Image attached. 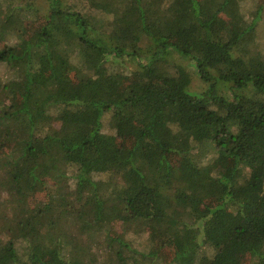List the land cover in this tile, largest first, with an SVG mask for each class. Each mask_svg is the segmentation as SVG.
Wrapping results in <instances>:
<instances>
[{
	"label": "trees",
	"instance_id": "1",
	"mask_svg": "<svg viewBox=\"0 0 264 264\" xmlns=\"http://www.w3.org/2000/svg\"><path fill=\"white\" fill-rule=\"evenodd\" d=\"M47 4L0 0V264H155L111 218L168 237L169 264H264V0Z\"/></svg>",
	"mask_w": 264,
	"mask_h": 264
},
{
	"label": "rangeland",
	"instance_id": "2",
	"mask_svg": "<svg viewBox=\"0 0 264 264\" xmlns=\"http://www.w3.org/2000/svg\"><path fill=\"white\" fill-rule=\"evenodd\" d=\"M70 1L74 2V1H79V0H70ZM259 1H262V0H259ZM15 2H21L24 6H26V4L28 5V4L33 3L37 9H40L42 11H45L48 9L47 0H15ZM81 6L86 7V9L91 8V6L87 4V2L81 1ZM32 15L33 17L36 16L35 13ZM32 22L34 23L35 21L33 20ZM253 48L264 51V22H261L257 26L256 38L253 42ZM174 57H172V62L184 65L185 67H187L189 71L194 72L192 65L189 64L186 60L180 59L177 56H174ZM117 69L118 68L116 67V70ZM118 70H121V69H118ZM71 71H69L67 76L64 77V81L67 80L68 77L73 76L74 72H71ZM129 71L130 69L128 68L120 71V72H123V74L120 75L121 76L120 79L122 81L127 79L130 76ZM117 78H119L118 75H117ZM192 83H193L192 89H190L192 92H194L196 87L202 86L200 89L203 88L202 82L196 77H193ZM55 125H57V123H55ZM213 157H214L213 151L208 149L204 152V155L200 160L203 164H207L208 162H210V160ZM174 172H175V177L179 178L180 174H179L178 168H176ZM46 186L50 190H54L55 180H53V178L46 179ZM43 194H44L43 191H40L38 193V197L43 199L44 198ZM166 194L171 195L172 193L168 191V193ZM8 195L9 194L5 190L0 188V212L7 209V206L4 204V202L7 199ZM4 215H6V212L3 214V216L2 214H0V240H4V238L5 239L8 238L7 237L8 232L6 231L8 229L6 228V230L4 231V228H3V226L7 224L6 217H4ZM108 223L110 225L111 232L114 235L121 236L127 240H130V242L132 241L131 244L134 247L138 248L139 250L141 251L149 250V248H153L158 251L160 250V258L157 261H155V264H169L170 261L172 260L174 256L173 248L169 245V239L165 235L159 236L155 231H152V229L148 228L147 225L145 224L127 223L124 220L118 219V218H111L110 221H108ZM104 237L105 235L101 233L100 235L96 236L95 239H92L91 235H88L86 238H83L84 244H87L88 246L91 247L89 248L93 252L96 253V256L98 259H103V258L106 259V255L107 253H109V248L106 244ZM253 259H254L253 257L244 253L241 264H253L254 262ZM127 264H142V263H135L134 261L129 260ZM147 264H150V262H148Z\"/></svg>",
	"mask_w": 264,
	"mask_h": 264
}]
</instances>
